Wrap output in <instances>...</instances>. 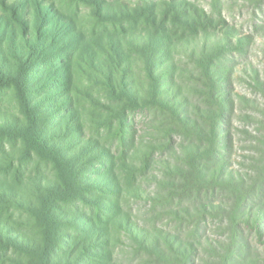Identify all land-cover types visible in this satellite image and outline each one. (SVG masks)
Masks as SVG:
<instances>
[{
  "label": "rangeland",
  "instance_id": "1",
  "mask_svg": "<svg viewBox=\"0 0 264 264\" xmlns=\"http://www.w3.org/2000/svg\"><path fill=\"white\" fill-rule=\"evenodd\" d=\"M44 1L42 34L29 2L33 18L25 29L11 21L0 28V70L14 72L41 38L28 96L45 137L60 143L62 153L77 154L71 165L84 179L65 186L58 180L62 158L57 164L19 139H0V227L22 243L6 250L2 234L0 264H37L39 224L56 223L40 214L42 202L76 218V226H62L60 258L155 264L144 247L170 241L183 243L196 264H207L203 245L222 238L208 205H228V194L189 186L186 147L197 142L184 130L177 133L169 108L151 99L148 70L163 83L161 96L206 132L209 112L227 111L217 130L221 145L228 144L218 147L220 160L236 177L249 175L264 146V0ZM104 7L115 20L97 15ZM122 88L137 96H121ZM24 124L14 90L0 87V128Z\"/></svg>",
  "mask_w": 264,
  "mask_h": 264
},
{
  "label": "trees",
  "instance_id": "2",
  "mask_svg": "<svg viewBox=\"0 0 264 264\" xmlns=\"http://www.w3.org/2000/svg\"><path fill=\"white\" fill-rule=\"evenodd\" d=\"M0 2H2V8L5 9L9 16L8 18L4 16L6 20L5 23H2L1 19H3V16L1 17L0 15V28L7 26L9 21H11L17 27L25 29L31 18H33L32 11L29 9V5H27V2H29V4H33L36 8L33 11L37 13V28L39 33H43L41 31V18L44 16L43 10L49 5V2L44 0H14L12 2L1 0ZM102 10H98V16L103 15L106 18L116 19L113 12L109 13V11H105V7ZM143 44L144 42L141 43V45ZM42 50L43 44L41 43V38H37L36 43L29 45L26 56L19 60L14 72H3L0 70V87H10L14 90L20 113L25 121V124L20 127L8 126L0 128V139H19L35 152L39 154L45 153L57 164H59V161L56 158H62L65 167L57 165L58 180L65 186H74L81 179H84L81 177L82 171L71 165L77 159V154L71 153L67 155L66 153H62L59 149L61 148L60 143H50L48 141L47 137H45L43 121L38 115L39 111L32 105L28 96L26 83L30 76L29 71ZM147 63V68H152L150 60ZM148 72L151 80L149 81L147 93L151 99L157 105H165L169 108L167 111L172 116L171 120L178 129L177 133L184 130L190 139H195V143L197 142L191 147H186V162L192 169L191 180H188L189 186H200L213 190L219 189L228 194V205L224 206L222 202L220 204L212 203L208 205L212 210L208 211L207 214L210 215L209 217L212 221L217 223L216 229L222 238L215 240L207 239V244L203 245L207 254V264H264V146H261V149H257V152L259 150L260 153V157L257 160L252 157L253 159L249 165L252 171L249 175L236 177L232 172L233 169L228 167L227 161L220 160L218 151V147L228 146L227 143L221 145L217 139V130L221 128L220 123L224 119L222 116L227 115V111H219L217 114L214 111H210L206 121L211 130L206 132L200 123L192 121L189 116L179 114L177 102H169L161 96L162 89H160V86H164L163 83L159 85L153 74L149 70ZM205 73L207 80L211 81L212 79L209 76L210 70L206 69ZM208 84V87L211 88V84ZM213 86L214 88L217 87L215 84ZM127 89L122 88L120 95L130 96L131 94L134 98L137 96L136 93L130 89L127 91ZM260 90L264 91V88L261 87ZM247 102L249 103V101ZM219 105L222 110L224 101L219 103ZM188 121H191V123L188 124ZM226 169L229 170L225 171ZM202 170H206L207 172H202ZM219 173L223 174V176L219 177ZM89 182L92 183V181L87 180L84 186L87 194L91 193ZM249 205L255 206L252 211ZM203 210H207L205 206H203ZM39 212L46 219H54L56 223L54 225L49 223L50 227H44L42 224H39L38 228L41 227L42 229V244L40 245L41 248L39 247L41 250L38 252L37 264H78V260L75 259L73 261L72 257L70 259L60 258L61 249L58 247V241H61L62 236L60 232L62 226L64 224L76 226L74 215L70 216L73 219L75 218L74 221H70V217L66 219L63 215L56 213L57 205L51 207L49 203L43 202ZM200 216L203 220L207 218L203 214ZM3 232L5 231L2 229L0 239ZM104 232L107 238L104 242L107 244L109 231L105 229ZM73 240L71 238V242ZM2 244L6 250H14L21 246L22 243L20 244L18 240L6 234L4 235V242ZM144 248L151 256H154L155 264H196L191 257V253L188 252L189 249L183 243L168 241L165 246H159L154 241L152 245L147 244ZM70 254L72 256L73 252L71 251ZM108 257L110 259L109 253Z\"/></svg>",
  "mask_w": 264,
  "mask_h": 264
}]
</instances>
